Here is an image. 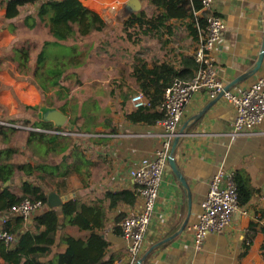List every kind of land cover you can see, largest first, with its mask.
Listing matches in <instances>:
<instances>
[{"label": "crops", "instance_id": "1", "mask_svg": "<svg viewBox=\"0 0 264 264\" xmlns=\"http://www.w3.org/2000/svg\"><path fill=\"white\" fill-rule=\"evenodd\" d=\"M135 1L79 0L87 11L101 17L106 28L88 33L64 31L60 39L48 28L50 17L40 14L44 0L22 7V18L12 24L4 19L6 11L0 10V122L9 127L0 130V149L18 150L13 163L37 166L33 176L17 172L4 186L21 196L22 183L33 182L46 188L47 195L57 193L64 203L77 200L97 210L95 228L109 242L106 259H113L114 264H129L127 242L115 233L121 227L117 218L133 215L140 205L139 186L130 171L142 159L154 156L164 142L160 137L164 130L157 123L127 119L137 110L131 98L138 92L147 98L144 87L149 90L150 71L156 64H172L179 70L182 60L194 56L198 46L188 19L171 21L161 33L138 27L127 31L125 22L137 6ZM141 5L149 17L159 13L151 0H142ZM213 12L226 23L212 54L219 78L226 87L232 86L230 90L241 93L264 75V57L259 70L252 73L264 55V0H214ZM23 43L35 45L31 71L44 53L37 76L21 73L11 62L12 46ZM47 108L67 116L66 124L55 128L59 130L44 129L41 117ZM235 118L234 106L223 99L211 101L205 92L191 98L171 152L185 183L168 161L145 239L144 264H264V121L251 135L232 139ZM220 169L242 176L252 194L244 207L249 214H237L225 232L209 235L199 249L192 228ZM122 191L137 194L134 205L111 204L108 195ZM46 209L57 210L65 222L62 207L50 209L45 204ZM4 214L0 213V223ZM38 215L23 223L22 233L43 230L35 221ZM255 215L262 219L256 222ZM250 229L253 232L248 235ZM65 236L85 240L89 233L61 226L43 262H56L68 249ZM0 264H5L1 257Z\"/></svg>", "mask_w": 264, "mask_h": 264}, {"label": "trees", "instance_id": "2", "mask_svg": "<svg viewBox=\"0 0 264 264\" xmlns=\"http://www.w3.org/2000/svg\"><path fill=\"white\" fill-rule=\"evenodd\" d=\"M38 0H0V10H5L4 19L12 24L15 20L22 18L21 8L33 5ZM156 5L159 13L153 17H149L146 12L141 10L134 13L125 22L127 31L142 29L146 32L157 31L161 33L163 28L171 26L173 20H189V29L196 39L200 40V30L205 31L207 20L205 16L196 15V12L202 10L201 0H151ZM41 16L48 15L47 21L50 32L57 38L62 37L64 31L74 33L72 24L79 26V32L88 33L91 30H101L106 28L101 17L96 13L87 11L79 0H64L61 2H47L40 12ZM27 20L31 17H27ZM138 27V28H137ZM35 45L25 43L21 47L12 46L11 62L17 64L19 71L23 74L33 73L37 76L39 68L44 61V53L40 54L37 60V67L34 71L30 70L31 51ZM200 69V65L196 62L194 56L186 57L182 60L181 68L177 70L172 64H156L154 69L150 71L152 83L148 86L149 90L144 87L145 93L151 107L140 108L135 112L128 114L127 119L133 123H146L155 125L158 121L164 119L165 114L157 107L164 102V97L168 88L176 81L188 82L192 80L196 72ZM160 79L163 81L160 83ZM152 87V88H151ZM42 88V87H41ZM43 89V88H42ZM151 89L153 92H151ZM29 123V122H28ZM38 124L31 127L36 128ZM46 130H56L52 123L42 124ZM26 126V125H25ZM8 126L0 125V130H5ZM10 130H19L10 128ZM59 130V129H58ZM35 134H31V139ZM19 154L17 149L8 148L0 149V213L8 212L13 206L20 204L23 200L29 199L32 202H42L47 204V189L33 182L26 181L22 183V195L18 196L10 187L4 184L10 182L17 172H23L26 176L31 177L37 171V166L19 165L13 163L14 156ZM43 165L40 168L44 169ZM234 182L238 187L239 205L241 208L246 207L252 199V194L248 191L247 184L242 180V176L234 175ZM111 204L121 202L134 205L137 194L122 191L119 193H111L108 195ZM62 214L65 222H61L59 212L57 210H44L36 216L35 221L38 229H42L39 233L25 232L22 233V225L25 222L23 218L10 217L5 223H0V233L2 231L14 234L17 239L14 242V248L11 244H7L0 240V257L5 264H114L113 259H106L109 242L97 232L96 224L98 223V213L92 207L79 204L77 200H68L62 206ZM125 215L117 218V223H122ZM11 219L15 222H11ZM262 219V217H261ZM70 225L77 227L82 231H87L89 237L85 240L76 239L71 236H65L63 241L69 246L68 249L58 256L56 262H43L42 259L48 257L52 246L56 242L57 234L61 226ZM121 225V224H120ZM117 235H123L122 228L117 226L115 229ZM264 257V245L262 246Z\"/></svg>", "mask_w": 264, "mask_h": 264}, {"label": "built area", "instance_id": "3", "mask_svg": "<svg viewBox=\"0 0 264 264\" xmlns=\"http://www.w3.org/2000/svg\"><path fill=\"white\" fill-rule=\"evenodd\" d=\"M44 1L47 3L64 0ZM201 2L202 10L196 12V15L205 16L207 26L205 31L200 30V40L194 52L200 69L192 80L176 81L167 89L164 102L157 107L165 114L164 119L157 122L164 130L160 135L164 139L162 147L154 156L142 159L141 163L130 171V177L139 186L140 205L136 213L126 217L121 223L123 238L128 247L129 264H136L143 256L145 239L156 209L164 169L171 156L174 140L179 136V124L193 95L205 92L211 101L223 99L234 106L236 118L231 133L232 139L241 135H251L264 121V75L241 93L227 90L219 78L212 55L226 29V23L213 12L214 0ZM113 9L117 10L115 7ZM131 104L135 109L151 107V103L142 92L132 96ZM44 210L45 205L42 202L25 199L4 214L1 224L11 216L26 221ZM237 214L248 215L249 210L239 205L238 187L233 174L220 169L210 182L208 193L202 202L199 221L192 228L197 248H202L209 235L225 232ZM254 220L258 222L261 217L255 215ZM252 232L251 229L247 230L248 235ZM16 239L17 237L9 232L0 233V240L7 244H14Z\"/></svg>", "mask_w": 264, "mask_h": 264}, {"label": "water", "instance_id": "4", "mask_svg": "<svg viewBox=\"0 0 264 264\" xmlns=\"http://www.w3.org/2000/svg\"><path fill=\"white\" fill-rule=\"evenodd\" d=\"M135 2L137 4V6H136L135 10L130 15L140 12L142 9V5H141L142 0H137ZM263 57H264V55L261 54L259 61H258L257 65L254 68L252 73L257 72L259 70V68L263 62ZM238 81H240V79H238L236 82H238ZM231 87L232 86H227V90H230ZM41 118H42L43 122L52 123L55 128H62L67 122V116L63 112H61L60 110H58L56 108H47L46 110H44ZM176 142L177 141L174 142L175 146H176ZM174 144H173V146H174ZM173 146H172V151L175 149V147H173ZM169 161H170V165L172 166L173 170L178 175V177L180 178L182 183H185V179L183 178V176L181 175V173L177 169L176 163H175L174 159L172 158V155L170 156ZM63 203H64V200L62 198H60V196L57 193L51 192L48 195V199H47V207L48 208L60 209L63 206ZM144 259H145V257H142L141 259L138 260V262L136 264H144Z\"/></svg>", "mask_w": 264, "mask_h": 264}, {"label": "rangeland", "instance_id": "5", "mask_svg": "<svg viewBox=\"0 0 264 264\" xmlns=\"http://www.w3.org/2000/svg\"><path fill=\"white\" fill-rule=\"evenodd\" d=\"M72 26H73V29L75 31L74 33L79 32V26L77 24H73ZM19 42H23V41L20 40ZM15 46H18V45H15ZM18 47H20V46H18ZM35 53H36V51H35V49H33L31 51V54L34 55ZM0 125H2L1 122H0ZM25 128L30 129L31 127L30 126H25ZM27 129H23V130H27ZM19 130H21V129H19Z\"/></svg>", "mask_w": 264, "mask_h": 264}]
</instances>
